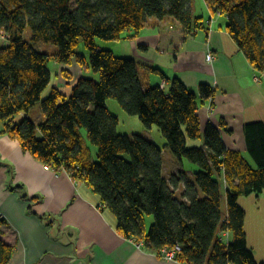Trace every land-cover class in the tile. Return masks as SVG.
<instances>
[{
  "label": "trees",
  "instance_id": "16d2710c",
  "mask_svg": "<svg viewBox=\"0 0 264 264\" xmlns=\"http://www.w3.org/2000/svg\"><path fill=\"white\" fill-rule=\"evenodd\" d=\"M206 3L213 13L226 16L230 36L251 65L264 72V0ZM166 18L185 32L203 19L194 17L192 0H0V36L6 35L0 45V136L19 141L25 152L56 172L86 183L117 217L118 233L159 256L180 246L176 260L183 264H264L248 245L246 211L239 203L241 197L264 193V121L244 125L248 157L229 150L222 133L225 122L202 128L199 110L215 98L212 86L202 84L197 94L174 78L168 79V90L145 88L134 58L97 45L98 39H135L149 20ZM27 28L30 42L24 39ZM82 42L89 62L78 52ZM40 43L58 50L39 51ZM52 60L60 65L76 60L99 79L81 75L71 95L54 87L43 99L52 82ZM111 99L146 129L157 126L180 162L196 164L195 181L184 171L166 176L163 150L146 136L119 134L120 119L107 106ZM40 103L45 121L38 124L27 114ZM22 113L27 116L17 122ZM82 128L97 148V161ZM190 140L204 145L189 147ZM221 179L228 187L226 217ZM12 190L28 199L23 186ZM148 216L154 218L149 229ZM6 224L0 215V229ZM14 252L0 237V264H9Z\"/></svg>",
  "mask_w": 264,
  "mask_h": 264
},
{
  "label": "crops",
  "instance_id": "0c3cea01",
  "mask_svg": "<svg viewBox=\"0 0 264 264\" xmlns=\"http://www.w3.org/2000/svg\"><path fill=\"white\" fill-rule=\"evenodd\" d=\"M192 11L194 17L203 18L198 28L185 32L172 18L151 19L139 37L127 40L132 54L118 57L138 62L145 88L160 85L168 90L169 80L174 78L197 94L202 84L212 86L215 98L199 110L202 128L209 122L216 126L225 122L228 131L222 133L227 148L248 157L244 125L264 121V72L251 65L230 36L226 16L213 13L206 0H192ZM208 54L212 61L207 60ZM56 69L73 77L62 67ZM58 88L66 94L70 91ZM37 106L27 115L40 124L45 117ZM27 115L20 114L16 121ZM3 127L0 121V130ZM146 137L163 150L154 136ZM165 167L164 161V171ZM181 171L176 163L167 175ZM18 185L23 186L28 199L12 190ZM227 189L221 179L224 217ZM239 203L246 211L248 245L257 261L264 263V193L241 197ZM0 215L7 222L0 237L15 247L9 264H183L166 261L138 247L139 242L123 238L117 231V217L86 183L41 163L7 135L0 136Z\"/></svg>",
  "mask_w": 264,
  "mask_h": 264
},
{
  "label": "rangeland",
  "instance_id": "374dc122",
  "mask_svg": "<svg viewBox=\"0 0 264 264\" xmlns=\"http://www.w3.org/2000/svg\"><path fill=\"white\" fill-rule=\"evenodd\" d=\"M204 3L205 2H203V6H205ZM31 37H32L31 29L27 28L25 33H24V39L26 41L30 42ZM127 40L128 39H121L120 41L108 42V41L98 39L97 45L102 50H113V52L116 56L132 54L131 53L132 52L131 44ZM4 41H5V38H3V36H0V44L3 43ZM108 48H110V49H108ZM36 49L39 51H42V52L49 53V54H52V52L58 50V48L56 46L47 45V44H43V43L36 45ZM78 52L85 55L88 62H89L90 52L86 49L83 42L80 44V46L78 48ZM122 58H124V57H122ZM56 66L62 67L64 71H69L73 77L71 79H69L66 72H62V70L61 71L59 70L60 72H58L56 69ZM49 68L52 72V84L43 94V99H45V98H47V96H49L51 89L54 86H57L60 88L65 87L67 89H70V91L67 95H71L73 85L75 84V82L77 81V79L81 75L86 76L87 78L88 77L90 78L93 76L96 80L99 79L98 74H94V72H92V71H87L85 69V67L82 66L81 64H79L76 60H73V62L70 65L56 64L52 60L49 63ZM60 80L62 81L63 84L61 83ZM107 106H108L109 110L113 114L118 116L120 119V124L118 126L119 134L129 135V136H133L135 134H138V135L144 134L143 136H145V134H146V136L147 135L148 136H154V138H156V140L159 141V144H161V147L164 150L163 160L165 161V165H166V167H165V175L166 176H168L167 175L168 172H171V170L175 167V165L177 163L179 165V167L181 168V170L186 173L187 177L190 180L195 181V173H197L199 171V167L196 164H193L186 159L183 160V162H180L171 153V151L168 148H165V146L167 145V141L165 140L160 129L157 126H154L152 131L151 130L147 131V129L145 128V126L143 125L141 120L136 116L128 115L123 110L120 103L116 100H113V99L108 100ZM37 109L42 111L41 103L38 104ZM22 119L18 120V122H21ZM80 131H81V134L86 139L88 146L91 147L93 156L95 157L97 154V148L95 146L91 145V143L89 142V140L87 138L86 130L84 128H82ZM203 145H204L203 140H197V141L190 140L189 141V147H202ZM126 158L129 159L128 156H126ZM95 159L97 161V157H95ZM224 194H225V192H224ZM146 220H147V227L149 229L154 222V218H153V216H148V217H146Z\"/></svg>",
  "mask_w": 264,
  "mask_h": 264
},
{
  "label": "built area",
  "instance_id": "2783aa9c",
  "mask_svg": "<svg viewBox=\"0 0 264 264\" xmlns=\"http://www.w3.org/2000/svg\"><path fill=\"white\" fill-rule=\"evenodd\" d=\"M1 36H3V38H5V40H6V35L4 33H2ZM212 59H213L212 54H208L207 55V60L208 61H212ZM255 79H256L257 82L259 81V78H255ZM138 247H144V243L143 242H139L138 243ZM180 252H181V247L180 246H176V247H174L173 249H170V250L164 249V250H162V257L166 261H177L176 260V256Z\"/></svg>",
  "mask_w": 264,
  "mask_h": 264
}]
</instances>
